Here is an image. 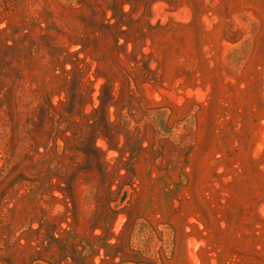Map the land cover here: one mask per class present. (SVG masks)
<instances>
[{
	"label": "rangeland",
	"instance_id": "rangeland-1",
	"mask_svg": "<svg viewBox=\"0 0 264 264\" xmlns=\"http://www.w3.org/2000/svg\"><path fill=\"white\" fill-rule=\"evenodd\" d=\"M0 264H264V0H0Z\"/></svg>",
	"mask_w": 264,
	"mask_h": 264
}]
</instances>
